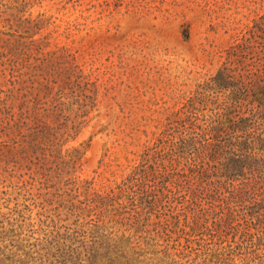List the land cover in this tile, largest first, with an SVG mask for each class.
<instances>
[{"label": "rangeland", "instance_id": "rangeland-1", "mask_svg": "<svg viewBox=\"0 0 264 264\" xmlns=\"http://www.w3.org/2000/svg\"><path fill=\"white\" fill-rule=\"evenodd\" d=\"M257 23L264 38V0H0V264L76 262L102 213L125 230L133 220L103 206L120 194L131 216L126 180L154 145L132 182L157 204L143 236L168 249L264 253V226L233 198L237 184L197 186L227 96L204 86ZM259 49L233 58L262 76ZM192 138L203 141L193 153L182 148ZM87 201L99 206L83 217Z\"/></svg>", "mask_w": 264, "mask_h": 264}, {"label": "trees", "instance_id": "trees-1", "mask_svg": "<svg viewBox=\"0 0 264 264\" xmlns=\"http://www.w3.org/2000/svg\"><path fill=\"white\" fill-rule=\"evenodd\" d=\"M258 30H260V24L257 23L250 31L253 36L232 47L236 52H230L225 65L204 86L206 92L219 89L227 96L223 111L216 113L217 121H213L214 126L210 131L213 134L212 137L204 141L211 145L213 157L211 158L210 171L211 169L213 171L212 174L208 171L204 176L201 172V178L197 179L199 182L197 186H200L204 180L214 177L217 178V182L226 187L237 184L238 190L231 191L233 198L238 203L250 202L244 207L246 215L250 216L251 221H258L264 226V131L261 130L259 134H256L264 123V72H262V76H259L252 71L251 65L254 63L248 64L244 60L233 58L239 55V51H253L254 48H260L258 53H264V38L256 34ZM245 101L246 103H244ZM253 135H257V137H252ZM165 136L167 134L162 136L158 143L165 141ZM202 142L193 138L187 139L182 148L193 153L200 149L198 144H203ZM154 149L155 145L146 149L126 180L128 185L131 184L129 188L134 189L129 194L132 198L129 201L135 205L131 216L124 217L126 213L123 211L124 203L120 194L112 197L105 204L102 201L103 198L98 201L99 204H104L103 207L111 205L113 217H117L119 221H133H128V227L119 233L108 228V222L104 221L106 219L104 213L99 214L96 217L98 223L95 225L93 234L95 240L90 246V250L84 256L82 253L75 255L76 262L71 261L72 257L67 258L63 255L65 257L59 263L264 264V253L255 249L251 251V255L247 253L248 249H168L166 245L162 248L164 245H160L155 237L151 236L149 230H147L149 233L143 236L144 227L149 225L152 211L155 210L157 204L152 200L153 190L141 185L135 188L132 182L138 179L145 165L151 164L148 157ZM183 151L181 150L179 157H185ZM190 155H187L186 158L193 161L191 165L194 166V169L191 172H194L199 165L194 161L195 157ZM218 157H220L219 160ZM151 166L154 167V165ZM210 196L211 199H216L213 197L214 195ZM195 197L194 194L193 198ZM98 206H95V201H87L84 205L77 206L76 210L79 215L85 217L94 214ZM188 211L186 209V214ZM174 218L175 224H178L179 215H175ZM56 256L53 255L55 259H57Z\"/></svg>", "mask_w": 264, "mask_h": 264}]
</instances>
